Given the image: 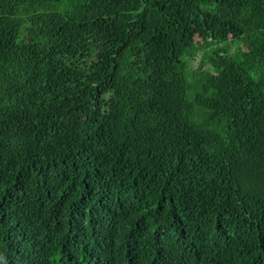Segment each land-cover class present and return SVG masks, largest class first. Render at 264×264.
I'll list each match as a JSON object with an SVG mask.
<instances>
[{
    "label": "trees",
    "instance_id": "obj_1",
    "mask_svg": "<svg viewBox=\"0 0 264 264\" xmlns=\"http://www.w3.org/2000/svg\"><path fill=\"white\" fill-rule=\"evenodd\" d=\"M0 264H264V0H0Z\"/></svg>",
    "mask_w": 264,
    "mask_h": 264
}]
</instances>
